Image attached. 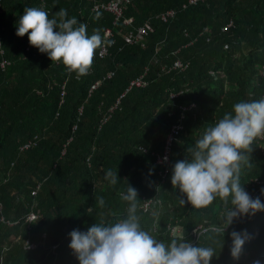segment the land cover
Wrapping results in <instances>:
<instances>
[{"label":"trees","instance_id":"obj_1","mask_svg":"<svg viewBox=\"0 0 264 264\" xmlns=\"http://www.w3.org/2000/svg\"><path fill=\"white\" fill-rule=\"evenodd\" d=\"M110 1L0 0V264H79L69 233L123 218L128 185L141 227L157 240L170 242L179 227L190 243L215 249L211 264H264V211L234 219L223 237L195 238L200 226L221 224L225 204L182 205L186 197L170 183L173 164L208 126L233 104L264 98V0H129L118 22L95 10ZM27 7L50 18L63 8L89 34L111 32L107 55L97 49L85 76L68 73L15 34ZM145 25L152 32L135 42ZM176 61L187 68L170 70ZM245 155L241 186L264 202V139ZM108 170L117 172L115 185ZM30 213L36 221L28 224ZM233 230L247 234L238 258Z\"/></svg>","mask_w":264,"mask_h":264},{"label":"clouds","instance_id":"obj_2","mask_svg":"<svg viewBox=\"0 0 264 264\" xmlns=\"http://www.w3.org/2000/svg\"><path fill=\"white\" fill-rule=\"evenodd\" d=\"M15 26L17 36L27 34L31 46L45 53L51 62L63 64L68 73L77 77L87 75L96 50L111 43L96 30L89 34L87 25L69 17L63 8L50 18L42 8L27 7ZM257 138L264 139V98L241 100L208 126L194 147L187 148V158L173 164L170 183L186 197L180 199L182 205L187 202L193 208H206L217 198L225 204L221 224L210 225L203 232L223 237L234 219L264 211V202L250 196L240 183L241 164L248 159L245 153L251 151ZM105 179L115 185L117 172L108 170ZM261 193L264 194V189ZM137 197L136 189L128 185L120 193L128 205L123 218L114 223L101 219L86 231L73 229L69 233L68 246L79 264H211L216 256L213 247L192 244L175 233L165 243L144 230L137 215ZM229 197L231 207H227ZM98 203L102 207L103 198ZM228 236L230 254L238 258L247 234L233 230Z\"/></svg>","mask_w":264,"mask_h":264},{"label":"built area","instance_id":"obj_3","mask_svg":"<svg viewBox=\"0 0 264 264\" xmlns=\"http://www.w3.org/2000/svg\"><path fill=\"white\" fill-rule=\"evenodd\" d=\"M198 1L199 0H190V4H197ZM201 1H205V0H201ZM126 4L127 5L129 4V0H112L107 4L96 5L95 10L98 11L99 9H103L105 11L112 13V15L116 18V21L118 22L119 20H121L123 18V12H124V9L126 7ZM174 15H175V11H173V10L168 11L166 13V15L161 17V20H163L164 22H167L168 18L173 17ZM132 22H133L132 20H129V21H126L125 24L127 26H130L132 24ZM148 32H152L150 25H145L142 28H139L138 30H136V34L134 35V41L138 42L139 38H141L142 36H145ZM110 37H111V32H107L106 39H109ZM99 53L101 56L107 55V53H108L107 46L100 48ZM3 66H4V64H3ZM186 68H187V66H185L183 63H181L180 61H176L170 70H177V69L185 70ZM133 84L140 85L141 81L139 79H136L133 81ZM95 87H96V85L93 86V88H95ZM168 154H169V149L167 147L166 148V156L164 158L159 159V162L161 164L168 162ZM257 184L259 185L260 182H257ZM144 206H145V209H147L149 206V202H146ZM0 210H1V205H0ZM26 219H27V223L31 224V223L36 221V215L33 213H30V214H28ZM2 222L6 225L11 226V224L6 223L4 221V218H2ZM198 230H199V232H198ZM200 232H203L202 226H200L197 230L193 231L194 237L198 238ZM24 248L27 250H34L36 248V245L32 244L30 242V240H27L24 244Z\"/></svg>","mask_w":264,"mask_h":264},{"label":"rangeland","instance_id":"obj_4","mask_svg":"<svg viewBox=\"0 0 264 264\" xmlns=\"http://www.w3.org/2000/svg\"><path fill=\"white\" fill-rule=\"evenodd\" d=\"M174 233H175L176 235H178V236L182 235V231L180 230L179 227H177V228L174 229Z\"/></svg>","mask_w":264,"mask_h":264},{"label":"crops","instance_id":"obj_5","mask_svg":"<svg viewBox=\"0 0 264 264\" xmlns=\"http://www.w3.org/2000/svg\"><path fill=\"white\" fill-rule=\"evenodd\" d=\"M4 224V223H3Z\"/></svg>","mask_w":264,"mask_h":264}]
</instances>
